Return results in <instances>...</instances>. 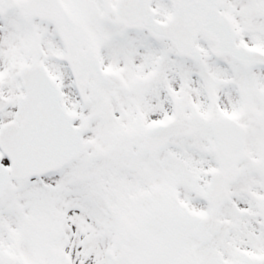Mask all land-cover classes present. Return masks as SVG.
<instances>
[{"label":"snow or ice","instance_id":"6c2138e0","mask_svg":"<svg viewBox=\"0 0 264 264\" xmlns=\"http://www.w3.org/2000/svg\"><path fill=\"white\" fill-rule=\"evenodd\" d=\"M0 264H264V0H0Z\"/></svg>","mask_w":264,"mask_h":264}]
</instances>
